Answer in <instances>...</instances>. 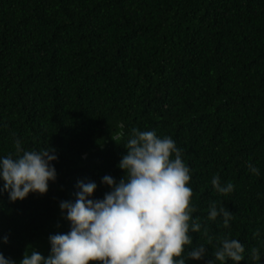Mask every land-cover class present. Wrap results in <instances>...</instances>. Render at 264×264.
I'll return each mask as SVG.
<instances>
[{"label":"trees","instance_id":"trees-1","mask_svg":"<svg viewBox=\"0 0 264 264\" xmlns=\"http://www.w3.org/2000/svg\"><path fill=\"white\" fill-rule=\"evenodd\" d=\"M133 128L171 137L191 170L202 228L182 256L207 255L186 264H208L225 236L245 248L238 264H264V0H0V156L20 140L58 157L45 194L0 195V253L47 257L48 237L70 230L59 203L80 180L103 198ZM213 202L227 228L206 219Z\"/></svg>","mask_w":264,"mask_h":264},{"label":"clouds","instance_id":"clouds-1","mask_svg":"<svg viewBox=\"0 0 264 264\" xmlns=\"http://www.w3.org/2000/svg\"><path fill=\"white\" fill-rule=\"evenodd\" d=\"M123 146L126 153L117 167L124 175L118 182L109 175L102 178L101 184L110 189L102 199L92 198L95 182L80 180L75 201L59 203L70 230L48 237L47 257L32 248L19 262L0 253V264H186L187 260L203 259L207 251L202 244L182 256L185 246L192 244L190 231L197 233L202 228L200 218L192 215L196 208L190 205L191 170L182 150L169 136L136 128ZM15 149L14 154L0 156V195L6 193L14 203L29 193L45 194L57 175L55 150H25L20 140L15 141ZM248 169L259 175L253 165ZM211 185L221 195L234 190L231 182L222 185L219 176H213ZM218 216L227 228L232 214L213 202L206 219L215 221ZM0 243H8L7 235L0 238ZM219 245L208 264H224L226 260L238 264L244 260L245 248L237 239L225 236ZM251 255L254 260L260 259L257 248L251 249Z\"/></svg>","mask_w":264,"mask_h":264}]
</instances>
